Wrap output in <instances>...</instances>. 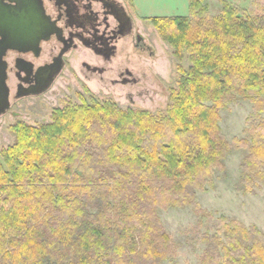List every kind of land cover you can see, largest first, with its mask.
Listing matches in <instances>:
<instances>
[{
    "label": "trees",
    "instance_id": "obj_1",
    "mask_svg": "<svg viewBox=\"0 0 264 264\" xmlns=\"http://www.w3.org/2000/svg\"><path fill=\"white\" fill-rule=\"evenodd\" d=\"M204 1L190 0L189 16L148 19L191 62L165 112L83 98L49 123L16 122L0 151V264H166L176 246L159 210L188 206L208 225L202 264H264L261 229L197 202L233 149L247 150L244 190L264 185V13L224 0L210 16ZM238 96L253 111L229 141L220 112Z\"/></svg>",
    "mask_w": 264,
    "mask_h": 264
},
{
    "label": "rangeland",
    "instance_id": "obj_2",
    "mask_svg": "<svg viewBox=\"0 0 264 264\" xmlns=\"http://www.w3.org/2000/svg\"><path fill=\"white\" fill-rule=\"evenodd\" d=\"M224 0H206V15L215 16L223 7ZM240 10L241 14L264 13V0H226ZM134 17L137 27L144 32L153 54H133L131 67L139 78L134 85H103L97 81L83 83L65 73L53 86L45 99L38 102L35 110L11 112L0 124V151L15 141L9 130L13 122L24 121L30 125L46 124L52 121L53 113L64 108L68 102L81 104L83 98L91 103L114 100L123 109L143 108L154 114L165 112L171 88H176L181 79L180 65L188 70L191 66L188 54L183 59L174 55L173 47L159 34L150 20L137 19L133 14L130 0H124ZM84 84V85H83ZM132 93L133 100L128 95ZM253 111L252 104L240 96L220 112V126L225 137L232 141L245 135L247 119ZM247 154L245 149H233L225 159L224 170L217 171L214 183L197 192L199 211H206L214 217L226 216L237 219L246 226H257L264 232V185L253 192L244 190L240 183L241 164ZM1 157V156H0ZM1 167V162H0ZM162 227L171 235L176 254L166 264H202L201 257L206 249L202 235L208 225L201 226L200 213L193 207H170L159 210Z\"/></svg>",
    "mask_w": 264,
    "mask_h": 264
},
{
    "label": "flooded vegetation",
    "instance_id": "obj_3",
    "mask_svg": "<svg viewBox=\"0 0 264 264\" xmlns=\"http://www.w3.org/2000/svg\"><path fill=\"white\" fill-rule=\"evenodd\" d=\"M38 1L41 24L40 30L34 25V33L44 35L38 40L25 28L21 37L19 25L10 20L20 13L27 18L31 7L0 2V124L11 112L35 110L66 72L83 83L138 84L133 54L140 58L154 52L124 0ZM21 38L29 43L12 46ZM15 124L9 126L11 132Z\"/></svg>",
    "mask_w": 264,
    "mask_h": 264
},
{
    "label": "crops",
    "instance_id": "obj_4",
    "mask_svg": "<svg viewBox=\"0 0 264 264\" xmlns=\"http://www.w3.org/2000/svg\"><path fill=\"white\" fill-rule=\"evenodd\" d=\"M137 19L148 20L155 16H189L190 0H130Z\"/></svg>",
    "mask_w": 264,
    "mask_h": 264
},
{
    "label": "water",
    "instance_id": "obj_5",
    "mask_svg": "<svg viewBox=\"0 0 264 264\" xmlns=\"http://www.w3.org/2000/svg\"><path fill=\"white\" fill-rule=\"evenodd\" d=\"M3 0H0V2H2ZM11 1H17L18 3H20L21 6H23L25 3L28 4V6L31 7V15H29L27 18L23 16V14H16V16H11L10 20L13 21V23H15L16 25H19L17 28L20 29V35L21 37H23L24 35H22V31L25 28L27 31L30 30L31 36L32 37L35 33H34V25H36V29H39V26L41 24V20L39 18V14L42 11V4L41 2H39L38 0L33 1V0H11ZM37 13V18H34V14ZM48 34H50V28H48ZM36 39H41V37H43L44 35L42 33H40V31H38L36 34ZM26 39H29V36H27ZM23 43H29V40H23V38H21L20 40H16L14 41L12 46H21V44Z\"/></svg>",
    "mask_w": 264,
    "mask_h": 264
}]
</instances>
